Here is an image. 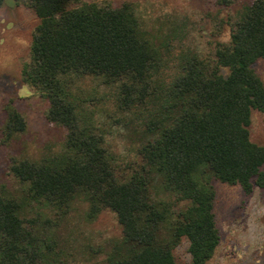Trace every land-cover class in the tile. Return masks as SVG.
Wrapping results in <instances>:
<instances>
[{"label": "trees", "instance_id": "trees-1", "mask_svg": "<svg viewBox=\"0 0 264 264\" xmlns=\"http://www.w3.org/2000/svg\"><path fill=\"white\" fill-rule=\"evenodd\" d=\"M18 1L38 20L20 76L44 92L45 119L63 128L65 138L58 155L10 160L9 174L25 187L16 195L0 185V264H66L53 254L39 214L26 211L31 204L65 210L76 198L87 203L88 218L108 209L121 227L120 242L101 264H178L172 251L181 238L188 264H207L219 240L212 181L237 185L244 195L264 187V146L252 143L248 131L251 110L264 115V85L252 69L264 59V0L243 7L228 41L215 43L213 59L181 60L159 87L161 103L148 122L155 136L138 150L141 165L123 177L115 175L100 138L77 126L64 77L121 81L124 105L147 95L158 51L131 4ZM24 129L22 116L6 105L3 140Z\"/></svg>", "mask_w": 264, "mask_h": 264}, {"label": "rangeland", "instance_id": "rangeland-1", "mask_svg": "<svg viewBox=\"0 0 264 264\" xmlns=\"http://www.w3.org/2000/svg\"><path fill=\"white\" fill-rule=\"evenodd\" d=\"M78 0L82 3L117 8L129 3L141 30L148 33L158 51V61L149 79L147 95L131 105L120 102L121 81L104 83L99 76L67 75L65 92L79 128L85 127L100 138L112 160L117 177L141 165L139 148L155 136L148 122L160 106L158 89L175 74L181 60L194 56L213 59L214 45L229 39L231 24L251 0ZM38 20L33 11L18 0H0V185L20 195L24 185L8 172L10 160L39 162L64 150L65 130L45 119L44 92L25 83L20 70L29 61L32 33ZM252 69L264 85V59ZM221 73L226 71L221 69ZM12 107L25 121L22 133L8 141L2 138L5 106ZM249 139L264 146V115L250 112ZM264 173V164L261 166ZM212 212L218 244L207 264H264V187H253L244 195L237 185L212 181ZM88 206L76 198L67 209L31 204L26 216L39 214V226L53 242V254L66 264H101L112 247L120 242L121 227L115 214L100 210L87 217ZM45 220V221H44ZM178 264H188L187 241L180 239L172 251Z\"/></svg>", "mask_w": 264, "mask_h": 264}]
</instances>
